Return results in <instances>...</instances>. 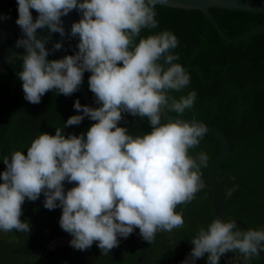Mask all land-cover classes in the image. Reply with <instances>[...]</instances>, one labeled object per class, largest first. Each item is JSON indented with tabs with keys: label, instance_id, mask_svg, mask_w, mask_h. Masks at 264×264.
<instances>
[{
	"label": "clouds",
	"instance_id": "1",
	"mask_svg": "<svg viewBox=\"0 0 264 264\" xmlns=\"http://www.w3.org/2000/svg\"><path fill=\"white\" fill-rule=\"evenodd\" d=\"M18 19L23 38L16 42L24 48L21 56L24 99L36 105L49 91L71 96L78 91L84 73L90 72V91L98 108L73 107L83 115L71 116L57 127L55 135L40 134L27 149L5 155V171L0 173V231L29 233L22 222L25 199L36 201L43 193L44 207L62 209L59 224L73 239L70 246L87 250L94 242L103 255L118 247V237L127 239L138 228L143 240L151 244L158 231L171 232L184 226L178 205L188 204L202 187L201 167L207 154L196 158L188 150L199 146L207 128L203 123L171 119L161 123L163 109L183 116L196 99L192 91L179 100L167 95L181 91L190 77L178 55L169 54L178 45L170 31L141 38L142 29H155V8L166 0H17ZM31 10L38 13L33 22ZM82 13L73 23L71 36L79 37L78 52L49 61L47 38L38 39L37 30L48 28L62 37V16L72 10ZM60 43L54 49H61ZM15 56V53L11 54ZM163 60V64L158 61ZM122 64V66H118ZM167 66V67H165ZM169 101H171L169 103ZM122 113L147 118L150 134H127L118 127ZM87 117L96 121L80 136L62 131L79 125ZM199 161V162H197ZM75 183L65 194L64 182ZM59 202V203H57ZM234 222L214 220L191 240V259L208 254L207 264H219L221 256L239 251L245 260L260 258L264 251V230L233 231ZM189 264V259L183 262Z\"/></svg>",
	"mask_w": 264,
	"mask_h": 264
},
{
	"label": "trees",
	"instance_id": "2",
	"mask_svg": "<svg viewBox=\"0 0 264 264\" xmlns=\"http://www.w3.org/2000/svg\"><path fill=\"white\" fill-rule=\"evenodd\" d=\"M30 11L33 17L34 10ZM155 11L158 27L142 29L134 44H138L141 38L163 31H170L177 37L178 45L169 54L179 56L173 63L184 68L190 77V83L179 92L169 90L167 95L179 100L181 96L195 91L197 95L193 107L186 109L180 117L216 127L228 142L229 153L215 173L225 222L239 220L248 229L264 230V31H258L239 41L233 40L258 27H264V13L209 9L224 35L230 39L227 40L199 10L157 5ZM0 14L16 21L17 0H0ZM78 43L79 37H72L70 32L66 42L67 56L78 52ZM59 59L57 53L51 50L48 60ZM158 63L163 64V60ZM22 70L23 60L19 56L0 75V149L24 101L22 81L18 77ZM90 76L91 73L86 71L81 85L95 109L102 105L96 103V98L89 89ZM76 100L85 106L77 91L71 96H64L53 90L43 95L39 104L28 103L9 139L5 154L11 157L15 151H21L27 155V149L40 134L55 135L56 128H63L71 116L83 115L73 107ZM163 111L177 116L166 108ZM117 126L126 128L127 134L133 137H142L153 130L147 118L133 117L128 113H122ZM90 127L89 118L85 117L79 125L63 129L62 135L67 138L69 135L83 134L86 139ZM220 149L218 139L205 133L199 146L188 150V155L193 158L200 153L207 154V166L200 169L202 187L195 194V199L188 204L178 205L175 210L183 215L185 223L182 228L171 232L158 231L151 244L140 238L148 255L154 257L148 264H178L189 256L193 247L191 240L200 229L206 230L215 220L207 177ZM4 168L0 157V172ZM75 186V183L65 181V194ZM44 200L43 193L34 202L26 198L20 217L22 222H28L32 226V237L41 249L47 247L54 238L72 237L60 227L62 209L57 207L48 210L44 207ZM134 231L139 233L138 228ZM233 231L243 230L237 226ZM97 243L94 242L91 248L84 250V255L90 253L96 264H134L140 251L130 239H121L118 247L103 255ZM28 245V233L0 231V258L7 254L10 263L27 262L22 247ZM129 247L134 250L131 255L122 254V250ZM67 248L77 251L70 245L56 249ZM207 260L208 254L198 259L199 264H207ZM220 261L224 262L219 264H261L257 257L245 260L238 250L224 254ZM39 264H91V261L74 252L64 258L43 259Z\"/></svg>",
	"mask_w": 264,
	"mask_h": 264
},
{
	"label": "water",
	"instance_id": "3",
	"mask_svg": "<svg viewBox=\"0 0 264 264\" xmlns=\"http://www.w3.org/2000/svg\"><path fill=\"white\" fill-rule=\"evenodd\" d=\"M78 3H82L83 0H77ZM161 5V4H158ZM162 6L171 7L175 9H182V10H199L201 13L207 17L211 23L214 25L218 33L227 40H230L227 38L221 28L218 26L217 22L211 15L209 9L217 8V9H226V10H232V11H245V12H256V13H264V0H166V3H164ZM38 17V13L34 10V16H33V22H35L36 18ZM82 18V13L78 12L77 10H72L67 16H62V27L65 30V35L62 37L59 33H50L48 28L45 27L44 29H38L37 30V38L43 39L47 38L48 43H46L45 47L46 50L50 51L54 49V44L60 43L62 45L61 49L55 50L54 52L57 53V55L60 57V59H63L65 56H67L66 53V42L67 38L71 32V27L73 23L79 22V20ZM258 31H264V27H258L251 32L247 33L246 35H243L239 38L233 39L234 41H239L241 39H245ZM23 38V33L21 28L16 24V21H14L10 16L0 14V75L2 72L6 69L8 64L12 62L14 59H16L19 56L25 55L26 51L24 48H17L16 42L18 39ZM15 53V56H12L11 54ZM46 59H49V55L46 57ZM79 95L83 99L85 106H88L90 108L92 107V103L90 100V97L85 90V88L80 85L78 87ZM28 101L24 99L14 121L12 126L10 127L7 136L2 144V147L0 149V157L3 161V157L5 154V148L8 145L9 139L13 133V131L16 129L17 124L19 122V119L21 118L26 106L28 105ZM183 119L185 122H191L192 119L184 118V117H177L170 114H161V121L168 122L170 119L175 122V119ZM90 125L96 123V121L90 120ZM197 122V121H196ZM206 126V125H205ZM207 131L206 134L211 135L218 139V141L221 144V149L215 160L212 162L209 170H208V177H207V184L209 186V190L212 196V208L214 212V219H220L222 222H225L223 218V208L221 205V199L218 192V187L216 183V169L218 165L224 160L226 155L229 153V146L226 138L223 136V134L216 128L212 126H206ZM6 167V166H5ZM5 171V168L3 169ZM2 171V172H3ZM0 172V173H2ZM236 223L238 227H240L243 231L249 230L246 225L239 221H231ZM226 223V222H225ZM30 240L32 243L33 239L31 237V229H30ZM136 241L140 244V235L136 237ZM194 247V246H193ZM192 247V248H193ZM189 251V256L191 253V250ZM198 263V259H195ZM260 260L263 264L264 261V253L260 251Z\"/></svg>",
	"mask_w": 264,
	"mask_h": 264
},
{
	"label": "flooded vegetation",
	"instance_id": "4",
	"mask_svg": "<svg viewBox=\"0 0 264 264\" xmlns=\"http://www.w3.org/2000/svg\"><path fill=\"white\" fill-rule=\"evenodd\" d=\"M30 229H31V237H32V226L30 227ZM138 235H140V233H135V231H133V234L130 235L126 239V240L130 239L133 243V246L136 245L140 249V251H138V255L136 257L134 264H148V262L151 261L152 259H154V257L148 255L146 247L141 242V240H140V244L136 241V237ZM140 238H141V236H140ZM28 239H29V245L25 248L22 247V250L24 249L23 251H24L25 259L28 260L27 262L23 261V262H18V263H10L8 258H7V254H4L3 257L0 258V264H29V263L39 264L43 259H49L52 257L64 258V257H66V255H70L74 252L78 253L80 256H84L87 260L91 261V264H96V262L93 260L90 253H87L84 255V251H81V250L74 251L70 248H67L65 250L48 249L47 247H45L43 249L38 248L36 243H35L36 241L34 240V238L32 237L34 243H32L30 240V231L28 233ZM67 245L69 246L70 243ZM133 251L134 250L131 249V247H129L127 249H123L122 254H125L126 256H130ZM15 254H19V253L15 252ZM223 262L220 261L219 263H223ZM260 263H261V260H260ZM263 264H264V261H263Z\"/></svg>",
	"mask_w": 264,
	"mask_h": 264
},
{
	"label": "built area",
	"instance_id": "5",
	"mask_svg": "<svg viewBox=\"0 0 264 264\" xmlns=\"http://www.w3.org/2000/svg\"><path fill=\"white\" fill-rule=\"evenodd\" d=\"M72 239H73V237H57V238H54L53 240H51L49 242L47 248L48 249H56L59 246H65V245L69 244ZM121 239H123V238L118 237V240H121ZM187 259H189V264H199L195 259H191L190 256H188ZM185 260H186V258L183 259L178 264H183V262Z\"/></svg>",
	"mask_w": 264,
	"mask_h": 264
}]
</instances>
